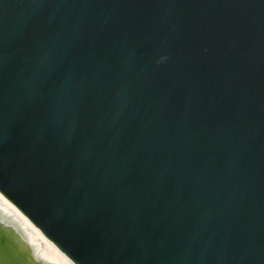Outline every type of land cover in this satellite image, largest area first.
Segmentation results:
<instances>
[{"label": "water", "instance_id": "obj_1", "mask_svg": "<svg viewBox=\"0 0 264 264\" xmlns=\"http://www.w3.org/2000/svg\"><path fill=\"white\" fill-rule=\"evenodd\" d=\"M0 196L71 264H264V0H0ZM0 264H55L2 207Z\"/></svg>", "mask_w": 264, "mask_h": 264}, {"label": "bare ground", "instance_id": "obj_2", "mask_svg": "<svg viewBox=\"0 0 264 264\" xmlns=\"http://www.w3.org/2000/svg\"><path fill=\"white\" fill-rule=\"evenodd\" d=\"M0 207L7 212L13 214L15 218L20 220L22 225L28 231L30 240L40 248L42 255L55 264H71L50 242H48L42 234L34 228L25 218H23L15 208L0 196ZM40 246V247H39Z\"/></svg>", "mask_w": 264, "mask_h": 264}]
</instances>
